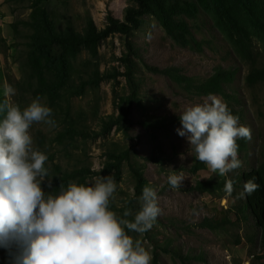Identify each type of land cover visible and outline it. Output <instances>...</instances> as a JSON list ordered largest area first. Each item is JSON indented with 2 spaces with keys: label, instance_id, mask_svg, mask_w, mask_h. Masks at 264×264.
<instances>
[{
  "label": "rangeland",
  "instance_id": "374dc122",
  "mask_svg": "<svg viewBox=\"0 0 264 264\" xmlns=\"http://www.w3.org/2000/svg\"><path fill=\"white\" fill-rule=\"evenodd\" d=\"M64 3L53 0L52 7L59 17H68L80 28L90 16L98 29L105 27L108 12L124 20V9L134 5L128 0H65ZM2 5L5 6L2 8ZM231 12L236 19L243 15L235 9ZM28 15L26 2L9 4L0 0V103L5 99L4 88L9 85L15 89V95L8 99L10 103H17L16 85L21 73L14 62L16 50L12 47L11 23L26 20ZM140 21L141 26L128 37V43L138 56L127 53V39L121 34L99 44L94 63L105 76L94 90L74 101V109L82 110L91 120L93 138L79 145L69 158H62L56 151L54 163L59 162L69 170H85V185L96 177L112 176L117 187L110 198L109 209L118 217H122L126 209H132L133 213L138 210V197L145 186L156 191L160 214L153 227L144 234L128 232L134 240H141L150 252L151 264H264V245L259 240L258 230L251 220L244 221L239 209L243 204V199L237 198L241 190L235 188L230 197L192 190L199 181L222 178L196 159L187 138L176 131L181 128L179 115L190 106L207 103V97L187 92L168 77L148 71L144 65L159 69L176 67L183 75L197 81L208 78L218 67L237 71L234 83L226 87L225 92L236 97L231 106L242 117L239 125L250 129L251 138L248 139V157L239 158L242 166L223 177L264 165V82L252 87L246 84L245 77L252 64L233 52L207 14H201L196 22H189L195 38L204 42L201 52L175 44L154 17L146 15ZM253 47V66L260 68L264 66V42L254 38ZM128 56L134 65L137 99L128 108L123 124L103 132L104 120L118 115L115 101L122 103L131 93L123 76L127 70L124 59ZM82 58L90 59L85 54ZM213 96L226 103L222 96ZM152 118H166L168 125L146 129L142 122ZM37 131L49 135L52 128L43 122L33 123L29 132L36 150ZM122 152H125L123 157L119 156ZM121 158L123 160L117 164ZM197 164L203 168L192 173L191 169ZM136 172H141L145 180L140 192ZM172 172L184 177L177 189L167 180ZM47 185L48 182L41 183L45 193L49 189ZM205 220H209L214 229L204 227ZM189 255L201 256L203 260L184 259ZM9 260L8 252L0 248V263Z\"/></svg>",
  "mask_w": 264,
  "mask_h": 264
},
{
  "label": "trees",
  "instance_id": "16d2710c",
  "mask_svg": "<svg viewBox=\"0 0 264 264\" xmlns=\"http://www.w3.org/2000/svg\"><path fill=\"white\" fill-rule=\"evenodd\" d=\"M14 1L26 2L29 10L26 20L17 19L11 23L14 39L12 47L16 50L14 62L21 73L16 85V105L23 110L33 99L39 97L40 102L52 110L51 119L55 121V127L49 125L52 128L51 134L36 132L37 149L50 159L45 162L48 177L44 182L51 183L46 193L56 194L60 184L67 187L73 182L84 183L85 170H69L63 168L59 162L54 163L57 158L56 151L62 158H69L79 145L82 146L93 138L91 120L82 110L74 109V101L85 97L103 80L105 75L100 73L94 62L97 48L105 39L115 34L123 35L127 39V53L138 56L133 45L128 43V37L131 31L141 26L140 20L143 16L154 17L167 36L178 46L201 52L204 42L195 38L189 22L198 21L201 14L209 15L214 28L223 34L233 52L241 60L252 64L245 77L246 84L252 87L264 82V66H253V39L258 38L264 42V0H128L134 5L124 9V20L115 18L108 12L103 29H98L90 16L86 17L83 26L76 28L68 17L57 15L52 7L53 0H5L9 4ZM61 2L65 4V0ZM231 9L243 14L241 18L236 19ZM84 54L90 59H83ZM124 61L127 70L123 76L127 79L131 93L121 100L122 103L115 101L114 109L118 111V115H111L104 120L103 132L110 131L112 126L123 124L128 108L137 99L138 89L134 80L133 62L129 56ZM144 67L152 73L168 77L187 92L197 96H222L230 112L239 119L242 118L231 106L236 102V97L225 92V88L235 81V69L218 67L208 78L197 81L183 75L176 67ZM142 124L146 129L164 128L168 125V120L152 118ZM237 144L238 158H247L248 139L239 138ZM119 156H125V152L119 153ZM121 160L123 159H119L117 164H120ZM154 160L159 161L156 158ZM202 168L203 165L197 164L191 171L197 173ZM252 177L256 178L255 182L260 188L243 198L239 209L244 221L253 222V226L258 230L259 240L264 245V165L234 173L231 177L199 181L192 190L209 195H226L223 191L224 183L227 179H232L235 181L234 189L239 188L242 192L243 183ZM136 182L137 191L140 192L145 185L141 172H136ZM203 226L214 229L209 220H205ZM191 258L203 260L201 256L184 257L187 260ZM0 264H11V261Z\"/></svg>",
  "mask_w": 264,
  "mask_h": 264
},
{
  "label": "clouds",
  "instance_id": "9594fccd",
  "mask_svg": "<svg viewBox=\"0 0 264 264\" xmlns=\"http://www.w3.org/2000/svg\"><path fill=\"white\" fill-rule=\"evenodd\" d=\"M0 103V248L11 264H151L152 256L141 240L128 232L144 234L158 215L156 191L148 186L138 197L135 213L126 209L118 217L109 209L116 182L110 175L89 184H60L58 192L45 193L48 157L33 148L29 129L43 122L55 127L52 110L37 97L23 110L10 103L15 89L4 88ZM208 102L186 108L177 134L186 137L196 159L223 177L242 166L237 139H250L251 131L239 125L227 104L213 95ZM184 177L172 172L169 185L177 189ZM252 177L237 198L260 188ZM235 181L227 179L223 191L232 196ZM47 187H51L49 181ZM132 217V219H128ZM127 230V231H126Z\"/></svg>",
  "mask_w": 264,
  "mask_h": 264
},
{
  "label": "crops",
  "instance_id": "0c3cea01",
  "mask_svg": "<svg viewBox=\"0 0 264 264\" xmlns=\"http://www.w3.org/2000/svg\"><path fill=\"white\" fill-rule=\"evenodd\" d=\"M5 5H2V8L4 7Z\"/></svg>",
  "mask_w": 264,
  "mask_h": 264
}]
</instances>
